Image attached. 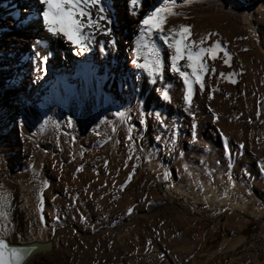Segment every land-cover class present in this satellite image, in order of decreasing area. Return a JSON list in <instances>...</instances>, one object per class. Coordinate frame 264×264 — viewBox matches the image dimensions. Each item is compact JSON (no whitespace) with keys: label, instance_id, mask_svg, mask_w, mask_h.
Listing matches in <instances>:
<instances>
[{"label":"rangeland","instance_id":"1","mask_svg":"<svg viewBox=\"0 0 264 264\" xmlns=\"http://www.w3.org/2000/svg\"><path fill=\"white\" fill-rule=\"evenodd\" d=\"M206 1L231 14L234 38L229 42L225 32L221 40L232 51V73L257 71L261 84L251 77L227 94L220 69L210 62L202 73L204 90L193 86L190 107L181 84L173 109L146 110L159 112L164 128L150 115L141 125L133 108L121 110L126 122L111 106L56 112L37 136L32 164L22 169L15 163L18 177L11 183L0 171V195L7 193L9 202L0 237H54L53 249L27 264H264L262 247L257 254L254 244L236 252L251 219L261 221L257 238L264 242V0ZM129 127L134 142L125 139ZM184 197L203 204L205 212ZM218 227L226 236L211 241Z\"/></svg>","mask_w":264,"mask_h":264},{"label":"bare ground","instance_id":"2","mask_svg":"<svg viewBox=\"0 0 264 264\" xmlns=\"http://www.w3.org/2000/svg\"><path fill=\"white\" fill-rule=\"evenodd\" d=\"M103 3L107 5L106 15L110 18L105 27L112 30V36L94 33L95 43L77 55L70 43L50 37L43 29L38 15V0H0V171L7 174L10 183L14 177H18L13 170L15 163L22 169L32 164L34 159L31 151L39 143L37 136L44 124L55 118L56 112L75 114L89 107L111 106L117 112L133 108L140 113L147 109L166 111L175 107L174 99L183 81L178 74L167 70L170 50L158 36L153 37V40L160 49V72L149 75L143 68L132 63V41L138 34L139 20L162 1L142 0V6L135 17L128 12L127 0H103ZM220 7L217 2L192 0L184 8L174 9L182 15L169 17L165 28L190 25L191 39L198 41L209 34L210 40L205 41L204 46L212 41L222 44L230 54L229 64L223 63V52L215 59L205 57V62L207 68L212 65L211 62L221 73H231L229 79L222 76L220 79L229 94V89L238 87L241 82L245 84L251 77L256 81L259 74L243 68L238 73H232V51L227 45L229 43L221 40L225 32L230 38L229 42L234 38L233 32H230L231 14L226 8ZM20 8H23L21 13L18 12ZM108 39L114 40L112 46L106 43ZM37 40L47 41L48 46L34 47ZM102 41L104 43L101 47ZM240 49L245 50L241 46ZM36 53L41 57L47 56L46 73L37 71ZM141 62L137 59V64ZM185 63L181 62V65ZM181 65V70H185ZM232 79L236 83H231ZM256 82L261 84L260 81ZM165 92L167 99L164 98ZM176 118L175 124L180 121ZM224 129L230 131L227 125ZM35 184L30 183L32 187ZM178 241L173 242L178 244ZM114 242L117 249L119 242ZM118 259L121 261L120 255Z\"/></svg>","mask_w":264,"mask_h":264},{"label":"snow or ice","instance_id":"3","mask_svg":"<svg viewBox=\"0 0 264 264\" xmlns=\"http://www.w3.org/2000/svg\"><path fill=\"white\" fill-rule=\"evenodd\" d=\"M191 2L192 0H180L178 4L177 0H162V3L153 7L139 20V31L132 41V52L134 54L132 63L137 67L143 68L149 75L158 74L162 67L160 49L154 42L153 37L158 36L166 45L170 50V55L168 56L169 70L174 74H178L183 81V101L188 106H190L192 101L193 86L198 85L201 91L204 90L205 85L202 80V73L208 71L205 57L209 60L215 59L220 52H223L225 57L223 63L227 65L229 64L230 56L219 42L212 41L208 46H204L205 41L210 40L209 34H205L198 41L191 39L190 25L180 24L175 27L165 28L169 17L182 15V13L174 9L189 5ZM38 4L40 5L38 15L43 29L50 37L70 43L76 50L77 55L82 54L88 49L89 45L95 43L94 33H101L107 37L112 36V30L105 27L110 18L106 15L108 8L103 3V0H38ZM141 6L142 0H127L128 12L133 17L137 16ZM103 43L102 41L101 47ZM106 43L112 46L114 40L108 39ZM37 45L48 46L47 41L44 40H37L34 47ZM137 59L142 62L137 64ZM36 60H38L37 71L42 74L46 73L47 56L41 57L39 53H36ZM36 60H34V63ZM181 62H186L184 65L185 69H190L191 71L181 70ZM211 70L215 71L214 68ZM220 76L227 80L231 73L228 75L220 73ZM231 83H236V81L232 79ZM208 95L209 99H211L212 93L209 92ZM164 98H168L166 92L164 93ZM114 115L124 119L125 122L127 121L125 112H116ZM146 115L152 116L160 127H167L164 124V118L159 112L146 114L140 111L139 123L141 125L145 124ZM215 118V114H213V119ZM68 125L71 127V120L68 121ZM193 129H195V124H193ZM125 139L135 141V138L131 135V127H129V135ZM155 139L159 140L161 137L156 136ZM175 139L176 132L173 131L170 140L174 141ZM195 141L196 134L193 130L192 142L194 143ZM224 151L225 153H230L227 143L224 145ZM261 173L264 174V167H261ZM131 176L132 173H129V179ZM165 179H167V176H165ZM125 183H127V180ZM5 207H7V193L0 195V217L7 221L8 217L4 211ZM127 211L131 213L133 209L128 208ZM83 219L84 217L81 216V220ZM23 259L24 256L21 249L9 247L6 238L0 237V264H21Z\"/></svg>","mask_w":264,"mask_h":264},{"label":"trees","instance_id":"4","mask_svg":"<svg viewBox=\"0 0 264 264\" xmlns=\"http://www.w3.org/2000/svg\"><path fill=\"white\" fill-rule=\"evenodd\" d=\"M181 201L185 202V203H190L192 204L195 208H197L199 211L201 212H205V209L203 207V204L201 203H195L192 202L190 199H188L187 197L181 198ZM9 204V202H7V205ZM204 216H206L204 214ZM202 221L205 222H210L207 218H202ZM260 225H261V221L258 219H251L249 220L246 225L244 226V228L242 229L241 233L246 237V241L241 244L237 249L236 252L239 253L241 252L243 249H246L245 247L254 244V248L255 251L253 250L254 253H258L259 249L262 247L264 248V242H262V240L257 238V233L260 229ZM198 232L200 233V230H198ZM226 234L223 232L221 227H218L216 230L213 231L212 233V239L211 241H214L216 239H220L225 237ZM259 259H262L263 257V251L260 253V255L258 256Z\"/></svg>","mask_w":264,"mask_h":264},{"label":"water","instance_id":"5","mask_svg":"<svg viewBox=\"0 0 264 264\" xmlns=\"http://www.w3.org/2000/svg\"><path fill=\"white\" fill-rule=\"evenodd\" d=\"M6 240L9 244V247H16L21 249L24 256L21 264H27L29 260L34 256L51 251L54 247V237H51L50 239L45 241L31 240L27 242H17L9 238H6Z\"/></svg>","mask_w":264,"mask_h":264}]
</instances>
